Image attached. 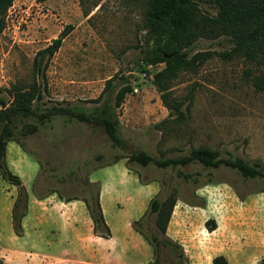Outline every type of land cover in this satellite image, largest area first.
<instances>
[{"label":"rangeland","instance_id":"374dc122","mask_svg":"<svg viewBox=\"0 0 264 264\" xmlns=\"http://www.w3.org/2000/svg\"><path fill=\"white\" fill-rule=\"evenodd\" d=\"M6 22L0 33V88L33 81L34 55L70 25L61 47L46 62L43 103L92 105L91 100L101 93L106 80L116 74L115 83L126 76L133 89L125 95L119 110L123 148L113 147L97 126L64 123L61 118L22 137L25 152L38 162L33 183L37 194L48 195L55 190L64 197L82 198L100 191L101 180H92L94 173L104 180L118 178L117 189L103 192L105 199L112 196L118 203L108 221L117 229L133 231L131 221L144 212L132 214L127 206V199L141 196L137 183L154 181L158 191L165 181L166 188L175 187L179 196L168 234L183 245L188 264H212L218 255H223L227 264H261L264 179H244L226 167L211 170L208 175V170L197 164L162 169L152 164L128 163L122 158L117 161L120 167L113 165L118 157L133 151L143 150L155 158H165L205 145L218 149L223 157H239L264 167V64L220 56L230 48L224 36L198 39L190 48V55L209 56L191 70L181 69L173 81L171 94L185 102L183 109L187 114L176 121L168 116L153 83L154 74L165 64L142 60V47L148 45L141 0H16ZM108 166H113L112 171ZM177 170L201 171V175L194 183L178 177ZM209 219L216 222L212 232L204 226ZM139 241L132 251L113 249L100 260L93 259L91 249L71 258L54 251L48 264H148L151 247L143 238ZM98 244L94 240L95 248ZM122 260L125 263H120ZM41 261L31 263L46 262Z\"/></svg>","mask_w":264,"mask_h":264},{"label":"trees","instance_id":"16d2710c","mask_svg":"<svg viewBox=\"0 0 264 264\" xmlns=\"http://www.w3.org/2000/svg\"><path fill=\"white\" fill-rule=\"evenodd\" d=\"M15 1L0 0V33L6 28V16ZM141 1L145 6V43L148 45L147 48L142 47V60L145 63L165 64L154 74L153 83L160 94L162 105L168 110V116L174 120L180 121L187 114L183 109L185 102L171 94L173 81L181 69L191 70L209 56V53L190 55V48L198 39H216L224 36L230 42V48L221 52L220 56L242 57L264 64V0ZM71 28L72 26L66 25L57 37L51 39L50 44L34 55L36 77L33 81L28 84L14 83L7 89L0 88V175L18 189L11 218L14 231L19 236L24 232L22 218L27 214L29 193L20 175L15 173L7 162L6 151L10 141L17 142L25 150L22 137L34 134L52 119L61 118L64 123L85 122L97 126L106 134L113 147L125 146V140L120 133L119 110L125 95L133 90L126 76H121L119 83H115L117 74L107 79L101 93L91 100L92 105L43 103L44 91L47 88L46 62L61 47ZM262 80L264 83V78ZM122 158H126L128 163L141 166L152 164L162 169L197 164L208 170V175H211L213 170L226 167L235 170L244 179H264V167L249 164L239 157H223L218 149L205 145L193 147L187 154L165 158H155L149 152L138 150L118 157L115 161ZM176 174L186 181L197 183L201 171L192 173L177 170ZM32 187L37 197L46 196L37 194L34 184ZM166 187L165 181L160 184L159 190L150 198L142 215L131 221V227L151 247L152 259L148 264H188L183 245L167 233L179 196L175 187ZM51 192L65 201L81 199L92 221L94 235L102 238L111 236L110 227L103 218L99 189L82 198L64 197L55 190ZM204 226L212 232L216 222L209 219L204 222ZM0 264H4L2 258ZM212 264H227V260L223 255H218L212 259ZM261 264H264V258L261 259Z\"/></svg>","mask_w":264,"mask_h":264},{"label":"crops","instance_id":"0c3cea01","mask_svg":"<svg viewBox=\"0 0 264 264\" xmlns=\"http://www.w3.org/2000/svg\"><path fill=\"white\" fill-rule=\"evenodd\" d=\"M6 155L9 167L23 180V185L29 193V202L27 214L22 218L24 232L19 236L14 231L11 218L18 189L5 183L0 175V192L3 193V198H0V218L2 219L0 220V258L3 259L4 264H32V261L37 260L39 262L46 260L44 264H48L49 260L52 262L54 251H62V257L71 258L74 257L73 254L82 256L81 251L85 249H91L93 259L100 260L102 256L107 258L106 255H110L113 249L132 251L139 246V240L142 238L132 227L133 231L117 229L108 221L118 209V203L112 196L111 199H105L103 192L104 190L112 192L115 187L117 189L120 185L118 178L109 177L104 180L99 178L98 173L92 175V180H101L99 198L103 218L111 230L109 238H102L94 235L92 221L81 199L65 201L52 192L41 198L34 195L31 186L38 171V162L17 142L8 143ZM117 164L121 163L117 162L113 166L120 167ZM112 167L106 168L112 171ZM137 184V189L141 192L140 198L132 201L127 199V206L132 214L145 211V205L157 193L154 181ZM94 240L99 243L96 248ZM133 253L139 254L135 251ZM120 263H125V260Z\"/></svg>","mask_w":264,"mask_h":264}]
</instances>
